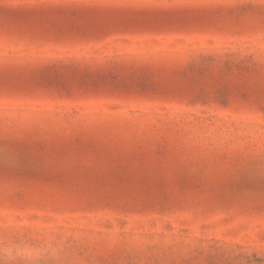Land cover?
<instances>
[{
	"label": "rangeland",
	"instance_id": "rangeland-1",
	"mask_svg": "<svg viewBox=\"0 0 264 264\" xmlns=\"http://www.w3.org/2000/svg\"><path fill=\"white\" fill-rule=\"evenodd\" d=\"M264 0H0V264H264Z\"/></svg>",
	"mask_w": 264,
	"mask_h": 264
},
{
	"label": "snow or ice",
	"instance_id": "snow-or-ice-1",
	"mask_svg": "<svg viewBox=\"0 0 264 264\" xmlns=\"http://www.w3.org/2000/svg\"><path fill=\"white\" fill-rule=\"evenodd\" d=\"M262 16H264V9L261 10ZM262 99H264V93H262ZM262 111H264V107L261 108ZM0 158H6V157H0ZM260 168H261V184L264 185V156L261 157V163H260ZM114 264H118V262H114Z\"/></svg>",
	"mask_w": 264,
	"mask_h": 264
}]
</instances>
